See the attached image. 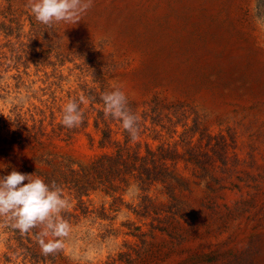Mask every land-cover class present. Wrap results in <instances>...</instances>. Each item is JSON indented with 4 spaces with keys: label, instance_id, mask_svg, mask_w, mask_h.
<instances>
[{
    "label": "rangeland",
    "instance_id": "1",
    "mask_svg": "<svg viewBox=\"0 0 264 264\" xmlns=\"http://www.w3.org/2000/svg\"><path fill=\"white\" fill-rule=\"evenodd\" d=\"M26 4L0 0V176L55 181L71 231L44 256L0 218V264H264V0H94L53 28Z\"/></svg>",
    "mask_w": 264,
    "mask_h": 264
},
{
    "label": "clouds",
    "instance_id": "2",
    "mask_svg": "<svg viewBox=\"0 0 264 264\" xmlns=\"http://www.w3.org/2000/svg\"><path fill=\"white\" fill-rule=\"evenodd\" d=\"M93 6L94 0H27L26 4L35 20L47 28L60 23L76 24ZM92 99L84 95L69 99L62 109V125L68 129L81 126L84 122L81 105ZM100 99L105 117L119 120L131 141H137L140 117L130 109L121 87L114 85L113 90L103 92ZM69 206L63 189L55 181L49 184L35 174L15 170L0 176V218L21 233L39 228L36 239L44 256L56 254L64 248V238L69 236L71 226L62 213Z\"/></svg>",
    "mask_w": 264,
    "mask_h": 264
}]
</instances>
